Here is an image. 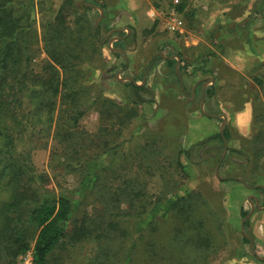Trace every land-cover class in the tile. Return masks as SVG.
<instances>
[{"label": "rangeland", "instance_id": "374dc122", "mask_svg": "<svg viewBox=\"0 0 264 264\" xmlns=\"http://www.w3.org/2000/svg\"><path fill=\"white\" fill-rule=\"evenodd\" d=\"M7 2L29 27L3 72L37 90L1 123L34 177L0 176V220L14 194H65L44 264H264V0ZM0 235V264H34Z\"/></svg>", "mask_w": 264, "mask_h": 264}, {"label": "trees", "instance_id": "16d2710c", "mask_svg": "<svg viewBox=\"0 0 264 264\" xmlns=\"http://www.w3.org/2000/svg\"><path fill=\"white\" fill-rule=\"evenodd\" d=\"M8 0H0V133H4L7 138L5 145H11L12 140L10 135L7 132V127L3 130L1 123L4 121V115L13 116L15 114V107L17 104H21V92L23 91L24 96L26 92H29L25 98H30L34 91L37 88L27 86L29 83V78H27L26 73H20V77L17 74L12 75V79L9 78L10 73L6 74L3 72L5 68L9 65H14L17 63V60L13 61L10 58L11 53L8 52L10 42L15 36V32L20 31L24 32L28 24L19 26L17 20H14L12 15L15 8H9L5 10L4 5ZM184 9V4H179L176 6V11L182 12ZM54 60V59H53ZM55 61V60H54ZM50 65V64H48ZM52 66V65H50ZM54 69V68H50ZM50 72H56L51 70ZM16 82H13L14 77ZM27 79V80H25ZM44 87L50 86V78L43 82ZM54 84H57L56 82ZM131 85L135 92L140 89H144L142 86H138L135 83L131 82ZM18 86V88H17ZM7 113V114H5ZM14 113V114H13ZM1 129L3 131H1ZM226 131V130H225ZM220 136V135H219ZM227 137V134L225 135ZM0 145V156L7 158L5 163L0 162V176L5 177L4 182L17 180L22 177H34L30 169L25 165L20 164L18 161H14L13 151L4 149ZM3 177H0L3 178ZM32 194H36L35 191ZM22 197H17L14 194L12 200H9L2 205V220H0L1 229H4L6 232L5 242L6 245L4 248V253L6 256H16L19 253L28 249L30 241H32V252H33V261L34 264H44L49 253L54 249V247L61 242L62 240L69 237L67 232L68 220L73 211V202L71 198L65 194H51L47 196L46 199L40 201L39 199L32 200L28 199L21 195ZM24 200V202H22ZM31 202V204L29 203ZM26 209L24 206H26ZM19 209L20 213L25 212L24 217L21 218L19 215L9 216L7 211L10 209ZM23 211V212H21ZM35 225L36 233L29 234L28 227L29 225ZM75 235H80L81 228L78 227L75 231ZM4 235V233H1ZM2 235H0L1 238ZM72 239H75V236H71ZM248 242L247 238L243 239ZM131 246H127L126 252L129 253Z\"/></svg>", "mask_w": 264, "mask_h": 264}, {"label": "crops", "instance_id": "0c3cea01", "mask_svg": "<svg viewBox=\"0 0 264 264\" xmlns=\"http://www.w3.org/2000/svg\"><path fill=\"white\" fill-rule=\"evenodd\" d=\"M160 55L162 56V54L160 53ZM165 58H167V62H170L171 63V61H172V57L171 56H165ZM145 76L146 75H144V79H142V84L141 85H143V83H144V81H145ZM210 82V85L211 84H213L212 83V81L211 80H209V81H202L201 82V85H196V86H194L193 88H192V97L194 96V93H195V89H197L198 87L200 88V90H202V93H204V91L206 90V85L208 84ZM132 83H135L136 85H138V86H141L140 84H137L136 82H132ZM193 99V98H192ZM220 136L222 137V133H220Z\"/></svg>", "mask_w": 264, "mask_h": 264}]
</instances>
